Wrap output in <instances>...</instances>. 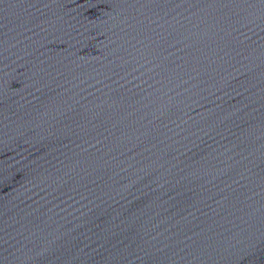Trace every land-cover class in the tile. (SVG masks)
<instances>
[{"label": "water", "instance_id": "1", "mask_svg": "<svg viewBox=\"0 0 264 264\" xmlns=\"http://www.w3.org/2000/svg\"><path fill=\"white\" fill-rule=\"evenodd\" d=\"M0 264H264V0H0Z\"/></svg>", "mask_w": 264, "mask_h": 264}]
</instances>
